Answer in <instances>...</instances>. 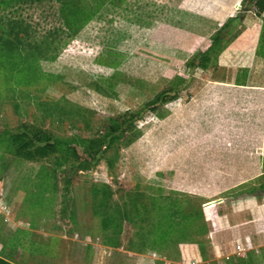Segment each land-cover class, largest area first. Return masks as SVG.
I'll use <instances>...</instances> for the list:
<instances>
[{"label":"rangeland","instance_id":"obj_1","mask_svg":"<svg viewBox=\"0 0 264 264\" xmlns=\"http://www.w3.org/2000/svg\"><path fill=\"white\" fill-rule=\"evenodd\" d=\"M255 1L217 23L200 13L214 0H0V43L15 44L0 56V192L32 224L12 247L34 264H141L135 249L200 242L264 262V88L210 78ZM199 51L207 68L189 65ZM169 216L188 237L153 233Z\"/></svg>","mask_w":264,"mask_h":264},{"label":"crops","instance_id":"obj_2","mask_svg":"<svg viewBox=\"0 0 264 264\" xmlns=\"http://www.w3.org/2000/svg\"><path fill=\"white\" fill-rule=\"evenodd\" d=\"M229 1L233 2L234 6L240 7L243 0H214V6L207 7L200 13L202 12V17L221 23L224 19H229L234 12L233 7L228 5ZM245 20L247 24L244 30L225 46L216 60L215 74L210 78L215 83H229L236 80L239 73L244 72L243 83L251 88H264V55L259 51L263 46L260 38L264 33V8L259 11L255 5ZM10 204L9 198H5V194L0 192V218H3L0 222L3 224L0 227V258L11 264H34L31 261L34 257L31 253L35 254V252L30 250L27 255L23 254L9 243L12 240L15 242L20 237L17 234L19 228L29 229L32 226L28 219L14 220L12 218L14 211ZM135 250L133 254L140 257L141 264H145L143 260L147 264H235L232 258L234 256L218 257L219 248L215 250L213 256H208L200 242H183L179 245L177 252L173 251L168 257H161L149 251ZM262 256L264 257V253ZM244 257L245 259H242L244 262L241 264H264V262L256 261L258 256L252 251L246 252Z\"/></svg>","mask_w":264,"mask_h":264},{"label":"trees","instance_id":"obj_3","mask_svg":"<svg viewBox=\"0 0 264 264\" xmlns=\"http://www.w3.org/2000/svg\"><path fill=\"white\" fill-rule=\"evenodd\" d=\"M255 5H256V7L259 9V11H262L263 10V8H264V0H256V2H255ZM66 13H68L67 11H66ZM70 18V17H69ZM228 25V23L227 24H225L224 26H227ZM225 28V27H224ZM222 29H223V27H222ZM222 29H220L218 32H216V34H215V36H214V39H213V42L215 43V44H219L222 40H223V37L221 36V34H222V32H223V30ZM21 37L22 36H19V38H18V43H20V42H22L23 40L21 39ZM2 40V42L0 43V56L2 57V58H8V57H10V47H15L14 45L15 44H13L10 40H9V38H7V37H5V38H2L1 39ZM17 40V39H16ZM23 43V42H22ZM19 46V45H18ZM7 47H9L8 49H6ZM34 47V46H33ZM212 47V46H211ZM31 48V47H30ZM30 50H32V48L30 49ZM34 52H36L37 50H33ZM32 54H34L33 52H32ZM204 54H205V56L207 55L206 53H203V52H197L194 56H193V59L190 61V63H189V65L190 66H192V65H194V63H195V61H196V59H197V57L199 56V55H201V56H203V58H202V61H201V63L199 64V65H201L202 66V68H207L208 67V62H209V60H208V58L206 57V58H204ZM2 65L3 64H0V67H2ZM30 67V66H29ZM4 68H6L5 66H4ZM23 70V69H22ZM22 70H18L17 71V73H19V72H21ZM34 72H35V69H34ZM20 136H13V141H14V143H15V145H17L18 147V150H17V152H18V154L19 155H24V153H25V155L24 156H29V153L27 152L28 151V149H29V147H30V145L32 146L33 145V142L29 139V140H20ZM49 147V146H48ZM50 147H52L53 149L55 148L54 147V144L53 143H51V146ZM42 150H44L43 151V154H44V152L47 150V148H42ZM200 214H203L202 213V210L200 211L199 210V214H198V211L195 213V216H196V219L194 220V222L196 223V222H198L199 220H201V215ZM184 215V219H186V220H188L189 218H191V217H189V215L188 214H183ZM172 218L169 216V222H167L166 223V225L165 226H163L162 224H157L156 225V227L154 228V232L153 233H155V232H157V231H160L159 233H160V235H162V237L163 238H165V237H167L171 232H173V231H176V230H178V232H179V234L177 233V235H179V237L176 239V241L177 242H180V241H182L184 238H186V237H188V234H190L189 233V229L190 228H192L190 225H188V224H186V223H183V221H180V222H173L172 220H171ZM183 223V224H182ZM195 226H196V224H194ZM203 225V224H202ZM205 226H206V224H204ZM194 226V227H195ZM204 226V227H205ZM202 227V226H201ZM166 241L167 240H164V239H162L161 240V243L163 244V245H165V243H166ZM104 243L105 244H108V245H113V246H117L118 244H119V242L117 241V240H115V241H111V240H107V239H105V241H104ZM0 264H11V263H9V262H7V261H5V260H3V259H1L0 258Z\"/></svg>","mask_w":264,"mask_h":264}]
</instances>
